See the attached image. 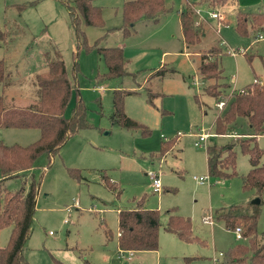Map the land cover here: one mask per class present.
<instances>
[{
    "label": "rangeland",
    "instance_id": "obj_1",
    "mask_svg": "<svg viewBox=\"0 0 264 264\" xmlns=\"http://www.w3.org/2000/svg\"><path fill=\"white\" fill-rule=\"evenodd\" d=\"M125 1H95L103 6L102 26L80 21L90 44L101 37L100 48L124 49L128 73L110 77L102 53L78 48L68 0H0V28L6 33L0 42V61L6 67L0 95L9 105L37 102V76L47 71L51 60L61 58L73 85L66 116H72L80 100L90 125L71 135L55 155H41L29 172L2 180L0 192L3 188L28 189L33 179L37 183L39 195L23 250L30 264H55V260L67 264H88L86 260L90 264H221L233 246L247 240H238L219 214H259L260 234L264 231V194L259 196L254 188L243 186L251 163L240 143L234 146L236 173L214 177L208 171L207 147L196 146L195 141L201 132L215 134L207 145L250 141L245 118L238 117L223 135L216 134L215 119L232 99V90L239 92L256 76L264 82V30L252 31L260 19H251L255 12L239 11L248 16L247 25L254 27L248 35H241L234 26L235 11L229 7L232 0L224 4L219 0H166L169 10L158 21L141 19L123 30ZM234 4L241 10L264 12V0H235ZM186 8L207 31L195 46H189L181 30L180 13ZM211 12L221 18H212ZM218 23L230 24L218 30ZM259 33L263 38H258ZM210 47L224 51L220 63L232 90L220 86L222 79L203 80L201 53ZM206 87L218 98L207 93ZM116 89L131 91L125 93L124 111L148 128L150 135L112 122ZM149 92L158 94L154 104L148 100ZM39 136V129L0 128V140L8 144L27 145ZM163 140L172 145L151 158ZM257 141L263 147L264 135ZM72 167L80 168L85 180L71 177L68 168ZM149 170L160 172V191H155ZM104 175L120 186L119 197L105 185ZM200 176L208 177L204 184L198 181ZM143 196L144 207L160 212L159 246L135 251L129 260L130 251L118 247V210L135 208ZM256 198L259 203L254 202ZM173 212L191 221L192 241L165 229ZM108 229L113 233L110 238ZM10 232V227L0 231L1 247L6 246Z\"/></svg>",
    "mask_w": 264,
    "mask_h": 264
},
{
    "label": "trees",
    "instance_id": "obj_2",
    "mask_svg": "<svg viewBox=\"0 0 264 264\" xmlns=\"http://www.w3.org/2000/svg\"><path fill=\"white\" fill-rule=\"evenodd\" d=\"M96 0H68V8L76 28L77 46L85 47L87 51L97 50L105 56L108 64L107 75L121 77L128 73L124 49L120 46L100 48L98 38L94 44L87 40L86 33L80 28L83 19L87 25H104L103 6L95 4ZM222 4L227 0H219ZM166 0H128L122 7V29L134 26L141 19L158 21L168 12ZM237 32L248 35L254 27H249L248 16L241 13L237 15ZM250 16V15H249ZM251 19L257 27L263 26L264 14H252ZM180 24L185 41L189 46L200 44L206 37L207 31L203 24L196 23L193 12L186 8L180 13ZM253 31V30H252ZM6 39V33L0 28V42ZM223 52L217 48L208 49L201 53L199 71L203 80L222 79L220 84L224 89L229 87L223 75L224 68L220 63V55ZM4 61H0V83L6 79ZM37 85L40 96L37 102L25 106L9 105L4 96L0 95V128L39 129L40 137L27 145L18 143L8 144L0 140V182L10 177L23 175L36 165L41 155L56 154L74 133L90 125L87 121L86 108L79 100L71 117L66 116V109L72 98L73 85L68 78L64 60L61 58L51 60L46 72L37 76ZM207 93L211 88L206 87ZM131 91L116 89L114 91V113L112 122L122 128L142 129V134L148 136L150 130L142 126L137 120L129 117L124 111V97ZM158 96L149 92L150 103ZM198 97V96H196ZM154 104V103H152ZM238 117L247 120L250 133V141L241 140L222 146L217 144L207 146V164L209 175L214 177H229L236 173V151L234 146L240 143L242 152L249 155L251 168L243 177L245 189L254 188L257 195L264 194V146L258 144L257 138L264 135V82H252L239 92L232 94V99L226 108L215 120L216 134H227L232 129ZM165 141V142H164ZM163 140L162 146L156 154L166 152L172 143ZM71 177L78 181L85 180L80 168H68ZM105 185L118 197L122 193L120 186L113 182L109 176L104 175ZM37 183L33 179L26 189L12 191L3 188L0 192V231L10 227L11 232L6 246H0V264H30L24 254L26 240L29 237L30 225L33 219L34 209L38 198ZM145 196L137 201L135 208H123L119 210V236L118 244L122 250H155L159 246V232L161 227L160 212L158 209H149L143 206ZM174 209L170 210L173 211ZM227 229L236 231L239 228L245 243H237L229 252L227 260L222 264H264V231L258 234L257 226L259 214L228 212L219 214ZM165 229L176 234L180 239L192 241V223L188 218L176 213H171ZM111 230L107 235L111 237ZM108 237V238H109ZM224 255V252H223ZM188 257L187 259H189ZM88 264L90 262L86 260ZM55 264H67L61 260H55Z\"/></svg>",
    "mask_w": 264,
    "mask_h": 264
},
{
    "label": "built area",
    "instance_id": "obj_3",
    "mask_svg": "<svg viewBox=\"0 0 264 264\" xmlns=\"http://www.w3.org/2000/svg\"><path fill=\"white\" fill-rule=\"evenodd\" d=\"M211 17L214 19H220L221 18V14H219L218 12H211ZM221 27V23H218V30H220ZM224 102H221V105H223ZM215 134H212L210 132H201L198 134V138L195 141V145L196 146H206L207 147V140L210 136H213ZM163 136V135H162ZM165 139H168L166 136H163ZM148 175L149 177L152 179V183L154 186L155 191H160L162 188V184H161V179H160V172L159 171H155V170H149L148 171ZM208 177L205 176H200L198 179V181L202 184L207 180ZM76 203H78V201L76 200ZM235 235L236 238L238 240H241L243 238L242 236V232L239 228L236 229L235 231ZM132 254V252H131ZM220 256H223V253L220 252L219 253ZM215 260H219L217 257H215Z\"/></svg>",
    "mask_w": 264,
    "mask_h": 264
},
{
    "label": "crops",
    "instance_id": "obj_4",
    "mask_svg": "<svg viewBox=\"0 0 264 264\" xmlns=\"http://www.w3.org/2000/svg\"><path fill=\"white\" fill-rule=\"evenodd\" d=\"M232 3H233V5H230L229 7H231V8H233L232 10H234L235 11V16H234V19H236L235 20V24H234V26H236V24H237V15H238V13H239V11H245V12H255V14H259V13H263L264 14V12L263 11H258V12H256V11H246V10H241L239 7H237L234 3H235V0H232L231 1ZM231 4V3H230ZM237 4V3H236ZM238 5V4H237ZM236 10H235V9ZM232 16V15H231ZM230 23H232V22H230ZM230 23H223V24H230ZM223 24L221 25V28L223 27ZM236 29V28H235ZM261 30H264V22H263V26H261V27H258V29L257 30H253V31H261ZM260 34V33H259ZM258 38H263V35L262 34H260L259 35V37ZM224 52V51H223ZM226 53H228V52H226ZM225 78H226V75H225ZM256 79H257V76H256ZM254 80V82H257V81H260V80ZM226 82V81H225ZM261 82V81H260ZM252 83V82H251ZM262 83V82H261ZM250 84V83H249ZM248 85V84H247ZM228 88H231V85L229 84V87ZM244 88H242L241 90H243ZM231 90H232V88H231ZM241 90H239V91H241ZM233 91V93L234 92H236V89L235 90H232ZM216 120V119H215ZM40 137V136H39ZM38 137V138H39ZM197 138H198V134H197ZM197 140V139H196ZM208 146V145H207ZM152 160H154V159H152ZM202 184H204V183H202ZM78 201V200H77ZM78 203H76V200H75V205H77ZM120 210V209H119ZM119 210H118V214H119ZM174 213V212H173ZM111 230V229H110ZM111 237L113 236V233H112V230H111ZM117 236H119V230H118V235ZM110 238V237H109ZM243 239V238H242ZM118 247H119V244H118ZM119 249L121 250V251H130V256H129V260H132L131 258L134 256L133 254H134V252L135 251H138V250H135V251H133V250H122L120 247H119ZM131 252H132V254H131ZM223 253V252H222ZM188 258V257H187ZM222 264V263H221Z\"/></svg>",
    "mask_w": 264,
    "mask_h": 264
},
{
    "label": "water",
    "instance_id": "obj_5",
    "mask_svg": "<svg viewBox=\"0 0 264 264\" xmlns=\"http://www.w3.org/2000/svg\"><path fill=\"white\" fill-rule=\"evenodd\" d=\"M254 202L259 203V202H260V199H259V198H256V199L254 200Z\"/></svg>",
    "mask_w": 264,
    "mask_h": 264
}]
</instances>
